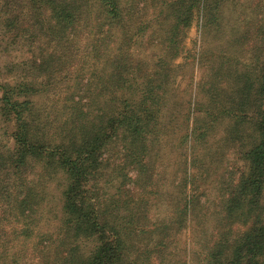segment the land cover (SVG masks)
Wrapping results in <instances>:
<instances>
[{"label":"trees","instance_id":"trees-1","mask_svg":"<svg viewBox=\"0 0 264 264\" xmlns=\"http://www.w3.org/2000/svg\"><path fill=\"white\" fill-rule=\"evenodd\" d=\"M233 1L0 2L10 44L27 41L33 53L6 67L7 74L0 66V115L12 126L9 156L0 166L8 160L15 174L27 173L21 198L13 201L25 244L11 255L0 252V264H264V0L243 1L244 27L226 39L241 48L240 56L233 44L226 56L219 54L224 47L218 44L216 53L188 57L209 78L198 84L193 102L188 93L179 118H169L170 108L180 106L176 92L185 74L175 62L187 57L183 32L196 20L219 34ZM252 18L258 21L250 28ZM45 37L55 44L46 59L39 56ZM67 50L73 57L101 53L104 60L99 73L80 69L64 89V118L48 121L42 106L53 84L67 82ZM221 126L223 148L242 161L240 171L202 161ZM175 128L181 132L176 146L185 149L177 154L183 156L182 182L169 213L150 217L167 195L156 179ZM58 175L53 227L41 231L43 180L48 186ZM126 181L136 188L142 183L140 192L132 195ZM212 193L220 194L221 212L209 241L193 249L194 261L185 245L174 251L175 229L186 228L197 213L205 225L218 199ZM145 236L151 245L138 241Z\"/></svg>","mask_w":264,"mask_h":264},{"label":"rangeland","instance_id":"rangeland-1","mask_svg":"<svg viewBox=\"0 0 264 264\" xmlns=\"http://www.w3.org/2000/svg\"><path fill=\"white\" fill-rule=\"evenodd\" d=\"M1 1L3 0H0V2ZM243 1L244 0H235V2L233 1L234 3L232 2L226 6V9L223 11L224 17L220 25V28H222V30H219V34L213 32V29H204L203 27H201L200 22L196 20L192 23V26L189 30L183 32V48L186 51L184 53L185 55H187V57L185 60L179 58L175 62V64L181 65V71L185 74L179 83V92H176L177 99L179 100H176L175 102L179 103L180 106H173L172 109L170 108L169 118L172 117L173 119H178V113L180 110L183 109H181L184 103L183 101H187V98L189 100L188 93H191L190 101L193 102L195 98L194 95L200 90L198 84H204V82H206V80L209 78L206 74L207 72L204 71L205 68L202 67L200 63L198 64L196 61L191 62L192 59L188 57L193 54L196 55L197 53H216L219 49H222H218V47H216L218 46V44L221 45V47H224V49H222L219 54L225 55V48L228 47L229 44H233H227L228 42L226 41V39H233L236 36V32L242 30V28L244 27L243 19L245 17V14H243L242 12ZM249 1L251 5H253L255 2V0ZM3 17L4 15L0 8V66L1 68H3V74H7L8 69H6V67H8L14 62H19L21 60L23 61V59L30 58L31 56L33 57V53L29 52L30 48L29 43L27 41L20 42L19 40H17L15 41V44H10L12 34L6 33L7 29L4 26ZM257 21L258 19L252 18L251 25L249 27H253ZM43 40L45 42L46 52L40 53L39 56H44L46 59L50 57L49 55L52 54V49L55 47V44L51 43L48 45L46 37ZM258 44L259 45H256L261 48V44ZM233 46V52L237 53V51H239L238 56H240V53H242L241 48H238L236 44H233ZM257 46H255L254 49L253 46H251L250 50H259ZM70 52V50H67V53H62L64 57L68 56L67 61L69 67L67 68V73L69 74V77L67 78V82H65L64 84L60 83L59 85V82L57 81V85L53 84V89H51L48 93L49 98H46V104L42 106L45 110L44 115H50L48 121L52 120L53 118L56 121L62 120L64 118L63 115L66 113L65 111L67 110L68 105L66 104V102H64V89H68V86H73L72 78L75 75L82 73L80 69H82V67L85 68V71L87 70V76H90L91 72L99 73L104 60L103 57L98 56L101 55V53L96 54V56H86V54H84L83 52H79L75 57H73ZM206 55L208 57V54ZM188 84H190V86ZM174 86L176 87V83ZM196 87H198V89ZM189 89L191 92L189 91ZM203 115L204 113H202V115H199L200 120L206 119ZM11 129V124L6 123L4 118L0 115V159L8 158L9 156V150L12 145L11 140L9 139ZM175 129L176 132H172L173 134H169L166 139V144L161 156V160H163L164 166L162 167L158 165V169L162 174H158V179H156L157 181H159L160 184H164L165 187H168L166 188L167 190H164L163 192L167 193V195L165 194L160 197L162 201L157 202L159 208H154V210L150 214V217L158 218L159 215H162L161 218H163L167 215V213H169L170 207L175 205V195L179 191V187L182 182L180 177L182 175V168L184 166V164L182 165L183 156L181 158L177 154L179 153L178 149L184 150V153L185 149L183 147L184 144H182L181 147L177 148L176 143L177 141H179L181 132L178 133L177 128ZM181 129L182 127L180 128V131ZM224 129L225 126L217 127L216 136L211 142L212 145L209 154L202 155V161L204 163H210L212 164V166H214V164L218 165L219 163L221 167L223 169L226 168L228 172L231 168H236V166L239 170V168L243 166L242 161L238 160V157L235 156L234 152H226V150L223 148V138L225 136L223 132ZM177 164L180 165L179 168ZM228 166L230 168H227ZM176 167L178 168V170H176ZM221 167L219 166V172L221 171ZM23 171L24 170H21L18 174H15V171L9 165L8 160L5 165L0 166V252L5 251L6 254L10 255L16 252L18 249L23 248L25 244L24 239H22L20 236V232L23 229V220L13 206V201L17 199V197L18 199L21 198V188L25 179H27V173H23ZM50 178L51 182L49 181L48 186H46L48 181L43 180L42 184L44 187H46L44 194L46 196H44V209L43 212L40 214L39 225L41 226V231L53 227L51 226L49 219H53V216L56 213V211L53 210V206L58 203L56 197L53 196L58 195V190L62 188V180L60 178V175H58V177L51 176ZM201 183H204L203 180L201 181ZM125 184L126 188L131 190L130 193H132V195H136L138 192H140L142 187V183L140 182L137 183V185H139V187L137 188L136 183L135 185H132L133 183L126 181ZM53 186H55V189H58L57 193L56 191H53ZM48 192L50 194H48ZM211 195L216 196L218 199L216 200V202H214L213 206L211 207L210 212L212 214H210V218L205 225L202 226L201 220L198 221L199 213H197L196 216L193 217V221L190 222L186 228L181 229L178 227L177 229H175L174 226L175 231L178 230L177 233H179L175 236L178 237L177 241L173 243V245L175 246L174 251L176 252L178 247H182L183 245H185L186 249L189 248L190 255L192 254L191 257H193L194 261H196L198 257L196 258L193 254V249L196 251L197 249H199L200 246L204 245L209 241V239H207L208 235L212 233L213 225L218 222L216 219L219 215V212H221L220 210L222 203L219 202V199H221L219 198L220 194L218 195V193H212ZM163 199H165V202H163ZM164 203L167 207L163 205ZM201 214H205L204 211ZM132 221H135L134 211L132 212ZM138 241L141 242L143 245L147 243L150 244V240H147V236L140 237ZM173 258L177 259L176 257ZM19 263L23 264L24 260H20ZM188 264H190L189 260Z\"/></svg>","mask_w":264,"mask_h":264}]
</instances>
